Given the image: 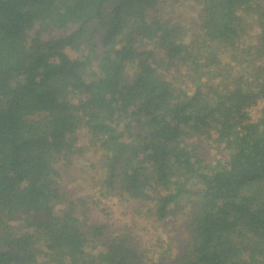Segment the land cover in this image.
Listing matches in <instances>:
<instances>
[{
    "label": "trees",
    "instance_id": "1",
    "mask_svg": "<svg viewBox=\"0 0 264 264\" xmlns=\"http://www.w3.org/2000/svg\"><path fill=\"white\" fill-rule=\"evenodd\" d=\"M0 264H264V0H0Z\"/></svg>",
    "mask_w": 264,
    "mask_h": 264
},
{
    "label": "rangeland",
    "instance_id": "2",
    "mask_svg": "<svg viewBox=\"0 0 264 264\" xmlns=\"http://www.w3.org/2000/svg\"><path fill=\"white\" fill-rule=\"evenodd\" d=\"M262 105L263 102H259L257 105L251 108L253 110L251 111V113H249L252 120L258 119L261 113ZM209 144L210 147L208 143L204 146L207 148L208 158L212 159L214 157H218L219 149L216 148L215 143L209 141ZM93 156L94 154L91 152L85 159L92 158ZM63 181L65 183V186L74 194L81 191L82 187H89L86 180L81 181V179H73L69 176V174L65 173H63ZM89 188L93 191V193L95 191V199L97 196L103 197L97 193L99 189L97 190V188L95 189L94 187ZM106 201L107 199L100 200V203L98 204L99 209H104V213H109V216L113 217L114 221L133 224V226L137 228L138 236L141 238L143 237L147 242H152L153 240H155L156 235H161V238L163 239L161 240L162 246L158 248V251H162L165 242L176 239V232L181 228L186 217V210L182 209L181 211H177V213L172 216V218H165L163 220H153L149 218V220L147 221L146 219H143V217H139L138 214H135V216L132 215L134 214L133 211L135 207L131 206L134 203H127V201L124 199L121 202H119L118 200V202L115 204L112 200H110L109 207H107L108 205L106 204ZM152 205L153 204H145L144 207L141 208L142 210H147L149 207H152Z\"/></svg>",
    "mask_w": 264,
    "mask_h": 264
},
{
    "label": "built area",
    "instance_id": "3",
    "mask_svg": "<svg viewBox=\"0 0 264 264\" xmlns=\"http://www.w3.org/2000/svg\"><path fill=\"white\" fill-rule=\"evenodd\" d=\"M262 107H263V105H262ZM262 107H261V109H262ZM251 108H252V107H251ZM251 108H250V113H251V111L253 110V109H251ZM260 115H261V113H260Z\"/></svg>",
    "mask_w": 264,
    "mask_h": 264
}]
</instances>
